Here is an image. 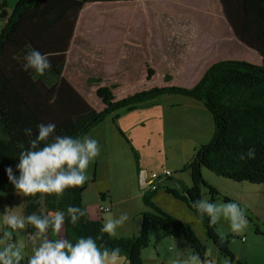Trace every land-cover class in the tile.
I'll list each match as a JSON object with an SVG mask.
<instances>
[{"label": "rangeland", "instance_id": "1", "mask_svg": "<svg viewBox=\"0 0 264 264\" xmlns=\"http://www.w3.org/2000/svg\"><path fill=\"white\" fill-rule=\"evenodd\" d=\"M17 1L0 0V15H9ZM217 3L218 0H137L86 6L79 15L63 76L95 111H100L102 104L87 83L89 77H100L102 84L115 86L116 97L122 98L164 85L190 87L218 60H249L246 48L240 47L222 25ZM165 76L170 80L166 81ZM213 133V119L204 106L176 94L105 115L84 134L97 139L100 154L87 169L89 180L83 185V205L92 206L91 212L103 224L127 213L129 219L113 237L136 236L142 214L155 213L143 202L141 173L155 178L166 171L170 178L174 175L190 187L191 170L181 171L182 167L200 146L210 142ZM200 173L206 185L200 186L201 198L234 201L245 209L248 226L241 234L233 233L224 218L214 224L228 252L245 264H264V184L235 182L204 167ZM160 181L150 202L189 226L203 244L209 243L203 264H235L212 245L202 221L187 204L164 190L168 184L183 194L179 183ZM208 187L216 194L211 196ZM105 205L111 211L99 214L98 207ZM24 206L18 193L0 196V216L6 208L11 214L24 215ZM38 210L44 212L42 206ZM26 227L13 232L0 220V249L15 243L23 251L22 264H26L42 238H64L63 226L59 233L47 232L49 236L39 234L37 229L30 235ZM4 230L13 232L11 241L4 238ZM149 240L150 245L141 253L143 264H171L177 258L186 262L191 257L192 251L183 238L163 236L156 226L150 229ZM120 264H128L125 257Z\"/></svg>", "mask_w": 264, "mask_h": 264}, {"label": "trees", "instance_id": "2", "mask_svg": "<svg viewBox=\"0 0 264 264\" xmlns=\"http://www.w3.org/2000/svg\"><path fill=\"white\" fill-rule=\"evenodd\" d=\"M133 1L18 0L9 15L5 12L0 15V192L16 193L5 169L15 170L20 152L29 146L24 128L31 127L35 136L37 124L54 122L58 135L82 137L105 115L118 109H130L165 94L181 95L204 106L213 119L214 133L210 142L200 146L191 161L182 167L181 171L191 170L192 185L186 186L176 179L172 181L179 183L183 194L169 186L164 190L187 204L202 221L207 238L220 253L235 264H245L228 252L225 240L215 232V225L207 216L201 218L197 214L193 202L201 199L200 186H206L200 173L203 167L235 182L264 184V0H218L235 39L256 51L262 59L260 64L242 59L218 60L190 87L164 85L122 98L116 97L115 86L102 84L100 77H89L87 83L94 88L95 97L102 104V109L95 111L63 76L79 14L85 6ZM27 45L49 55L52 67L44 75L31 69L23 70ZM165 80L169 81L170 77L165 76ZM250 147L256 150L255 159L241 161L240 154ZM208 189L211 196L216 194L212 188ZM83 190V186L70 188L59 197L55 193L29 195L24 215H46L50 211H63L69 205L86 209L82 203ZM156 192L142 194L144 204L155 213L142 214L136 236L116 238L100 233L102 220H92L87 212L76 225L66 217L63 237L75 242L81 236L95 239L101 235L103 238L97 241L98 245L109 249L118 247L128 264H143L141 252L150 245L149 232L156 226L163 236L183 238L192 254H197L203 263L205 245L189 226L150 202L149 198ZM39 206L43 207V213L38 210ZM35 230L31 225L26 227L30 235Z\"/></svg>", "mask_w": 264, "mask_h": 264}, {"label": "clouds", "instance_id": "3", "mask_svg": "<svg viewBox=\"0 0 264 264\" xmlns=\"http://www.w3.org/2000/svg\"><path fill=\"white\" fill-rule=\"evenodd\" d=\"M26 47L28 52L23 58V70L31 69L42 76L51 69L52 64L47 53H41L30 45ZM36 129L35 136L31 127L23 129L24 136L29 140V146L20 152L15 170L12 167L5 169L7 179L16 193L24 196L55 193L59 197L67 189L83 186L89 180L87 169L90 163L100 154L97 139L88 135L82 137L58 135L54 122L39 123ZM255 156V148L250 147L247 152L240 154L239 159L252 160ZM3 195L5 194L0 192V196ZM193 207L201 218L207 216L213 224L221 218L226 219L233 233L241 234L248 226L245 209L234 201L211 202L208 198H201L193 202ZM86 215L87 209L75 205H69L63 211H50L46 215L32 213L26 217L22 214H11L10 209L6 208L0 220L13 232L17 229H25L27 224L37 229L39 234H45L49 229L59 233L66 217L72 225H76ZM128 219L127 213H122L118 218H109L101 227L100 233L113 236L116 229ZM13 232L4 230V238L11 241ZM102 238L101 235H97L95 239L91 236H81L75 242L67 238H42L39 245L33 248L26 264H120L122 259L120 249L118 247L109 249L98 245L97 241ZM22 260L23 251L15 243L10 242L0 249V264H22ZM171 264H185V262L177 258ZM186 264L203 263L199 256L193 253Z\"/></svg>", "mask_w": 264, "mask_h": 264}, {"label": "crops", "instance_id": "4", "mask_svg": "<svg viewBox=\"0 0 264 264\" xmlns=\"http://www.w3.org/2000/svg\"><path fill=\"white\" fill-rule=\"evenodd\" d=\"M135 1H137V0H135ZM86 7V6H85ZM217 7H218V10H219V17H220V19L222 20V25H224L225 26V28L228 30V32H230L231 34H232V32H231V30H230V27L228 26V24H227V22H226V20H225V17H224V14H223V11L221 10V6L219 5V1H218V3H217ZM83 10V9H82ZM81 10V11H82ZM81 13V12H80ZM80 15V14H79ZM78 19H79V17H78ZM77 22H78V20H77ZM76 26H77V24H76ZM76 26H75V30H76ZM75 30H74V33H75ZM232 36H233V34H232ZM73 38H74V34H73ZM73 38H72V41H73ZM234 40V39H233ZM72 41H71V44H72ZM235 42L240 46V47H244V48H246V50H244L245 52H247L248 54V56H249V60H246V61H249V62H252V63H256V64H260L261 63V61H262V59H261V57L259 56V54L256 52V51H254V50H251V49H249V48H247V47H245L243 44H241L240 42H238L236 39H235ZM71 46V45H70ZM238 52V51H237ZM241 52V51H240ZM240 52H238V53H240ZM237 53V54H238ZM67 55H68V53H67ZM240 59H243V58H240ZM66 62H67V60H66ZM175 176L174 175H172V177L171 178H167V179H162L161 180V182H164V181H167V182H172V180H176L175 178H174ZM180 180V179H179ZM182 181V180H181ZM169 184H171V183H169ZM167 186H169V187H172L171 185H168L167 184ZM186 186H188L187 184H186ZM143 192H150V191H148V190H145V191H143ZM21 195V198H23V200H24V202L26 201V199H27V197L28 196H26L25 198L22 196V194H20ZM86 207V206H85ZM92 207V206H91ZM91 207H86V209H87V212H88V214H89V216H90V218L92 219V220H97L98 219V216L96 215V214H93V212H91L92 211V209H91ZM96 209V208H95ZM48 234V236H49V233H47ZM133 235H134V232H133ZM204 245H205V247H206V251H207V249L209 248V243L207 242V241H205V243H204ZM212 245H213V243H212ZM217 249V248H216ZM211 253H213V251H215V247H211ZM213 250V251H212ZM206 251H205V254H206ZM142 252H143V250H142ZM141 252V253H142ZM192 255V254H191ZM141 259H142V261H143V263H144V261L145 260H143V257H142V254H141Z\"/></svg>", "mask_w": 264, "mask_h": 264}, {"label": "built area", "instance_id": "5", "mask_svg": "<svg viewBox=\"0 0 264 264\" xmlns=\"http://www.w3.org/2000/svg\"><path fill=\"white\" fill-rule=\"evenodd\" d=\"M169 176L170 175L166 171H163L162 174L157 175L155 178H149L146 173L142 172L140 180L142 182L143 189H149L150 191H155L159 186L158 181H160L164 178H168ZM109 211H110L109 206L105 205V206H99L98 207L99 213H107ZM186 262H185V264H186Z\"/></svg>", "mask_w": 264, "mask_h": 264}]
</instances>
